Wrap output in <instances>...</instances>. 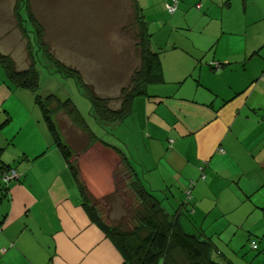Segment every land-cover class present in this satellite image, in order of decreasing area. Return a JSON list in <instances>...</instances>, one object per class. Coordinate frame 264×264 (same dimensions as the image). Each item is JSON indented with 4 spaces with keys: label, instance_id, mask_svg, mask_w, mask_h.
Returning a JSON list of instances; mask_svg holds the SVG:
<instances>
[{
    "label": "crops",
    "instance_id": "crops-1",
    "mask_svg": "<svg viewBox=\"0 0 264 264\" xmlns=\"http://www.w3.org/2000/svg\"><path fill=\"white\" fill-rule=\"evenodd\" d=\"M176 1L171 15L172 0H139L148 26L188 32L181 18L194 6L191 21L208 28L191 31L186 42L178 34L174 42H151L155 51L165 49L163 81L147 87L151 97L133 100L123 124L111 125L127 130L126 151L100 139L91 149L98 147L105 165L129 164L128 174L112 180L116 195L131 202L132 192L150 191L161 216L176 215L191 229L186 218L234 264H264V0ZM150 2L157 6L147 12ZM41 134L27 147L0 144V264H131L90 217L46 124ZM88 151L75 158L80 179L103 202L106 193L90 187L84 172ZM11 171L17 178L2 189L1 177ZM160 195L177 200L175 213L173 203L163 208ZM136 213L133 228L147 211ZM98 216L105 222L99 209Z\"/></svg>",
    "mask_w": 264,
    "mask_h": 264
},
{
    "label": "rangeland",
    "instance_id": "rangeland-1",
    "mask_svg": "<svg viewBox=\"0 0 264 264\" xmlns=\"http://www.w3.org/2000/svg\"><path fill=\"white\" fill-rule=\"evenodd\" d=\"M18 2L19 0H0V53L12 58L18 70H26L30 67V61L27 58L28 47L32 46L34 66L40 77V89L38 94H33L27 89H16L6 79V71L0 61V95L7 98L6 102H0V126L3 127L0 129V144L13 150V143L16 148H20L25 145L26 147L30 146L42 139L41 128H44L45 124L42 119L41 107L35 100V97L39 95L42 100L48 96H56L61 101L71 99L98 139L126 151L127 130L123 131L119 128L113 130L103 121L99 120V123L93 118L90 114L91 103L86 97V89L79 88L73 77L64 74L56 61L61 62L62 65L65 64L67 68L79 70L83 80L94 87L98 96L110 98L109 106L113 108L118 106L122 101V88L132 89L134 86L131 83L132 72L141 65L133 2L131 0H27L24 14L27 16L26 12H29L32 15V20L39 23L44 31V48H47V51L38 52H36L37 47L32 34L34 23L32 24L31 21V26L26 22L23 23L24 27L28 25L29 33H26L22 30L19 19L15 17L16 3ZM155 5L157 6V3H151L147 12H152ZM192 10L193 12H191ZM195 11V7L192 6L181 18L182 23L185 22L186 25L183 29L191 28L188 32L178 31L176 33L161 28L157 22L151 23L149 27V32L152 34L151 42L155 40L159 43L162 38L168 41L169 37V41L174 42L177 34L178 41L186 42L191 40L189 38L191 31H205L208 28L206 21L197 24L191 21ZM48 55L54 56L56 61L48 59ZM164 64H166L165 61ZM212 67L220 68L219 64H214ZM5 111L11 115L9 123L4 122V118L7 116ZM55 117L63 142L65 141L73 149L77 154L76 158H80V153L85 146L86 151L89 150L84 167V172L90 180L89 185L98 192L106 193L107 196L103 199L106 198L108 205L113 207L111 208L112 213H110L107 206L98 201V199L100 200L99 196H97L98 199L94 198L93 203L96 201L95 205L100 210L105 223L109 225L121 223L122 231L132 229L137 222L136 212H141L143 203L133 192L131 202L125 200L123 195H116L117 187L112 182L114 177L116 179L117 176L121 177L123 171L128 174L127 168L125 166L120 168V164L115 162H107L105 165L99 159L105 156L100 153L97 146L91 149L92 142L90 143L87 139L83 129L75 126L68 116L57 113ZM78 139L80 140L78 141ZM76 162L77 159H75L74 167H77ZM110 163L115 164L114 168L116 166L120 169L110 170L108 168L111 166ZM104 173H108V177L102 175ZM8 183L1 177L2 189L4 186L7 187ZM129 194L131 195V193ZM166 197L165 195L159 196L163 208L167 210L170 203H173L176 205L172 211L174 212L178 209L177 200L169 196V201ZM178 199L180 198L178 197ZM127 220H130L129 224L126 223ZM186 222L192 231L199 235L200 231L196 230L194 225L184 218V223ZM191 229L187 228L185 231L189 233ZM173 254V264L185 262L184 260L180 262L184 257L181 253L178 254V250Z\"/></svg>",
    "mask_w": 264,
    "mask_h": 264
},
{
    "label": "trees",
    "instance_id": "trees-1",
    "mask_svg": "<svg viewBox=\"0 0 264 264\" xmlns=\"http://www.w3.org/2000/svg\"><path fill=\"white\" fill-rule=\"evenodd\" d=\"M131 1L133 2L138 29L137 39L139 42L138 51L141 65L139 68L135 69L131 75V83L135 87L133 86L132 89L122 88V101L117 108L109 106L111 103L110 98H101L98 96L94 87L83 80L79 70L71 67L67 68L65 64L62 65L61 62L56 61L54 56H47L48 59L57 62L58 66L64 71V74L73 77L79 88L83 87L86 89V97L91 103V116L98 120V122L101 120L110 127L114 125V123H121L127 119L132 113L131 106L135 98L142 96L151 97L147 91V87L150 84L163 81L161 58L165 53V49L157 51L153 49L151 44L152 34L149 32V24L144 14L145 11L141 7L139 0ZM26 3L27 0H19V2L16 3L15 17L19 19L21 22L20 26L26 33H29L28 25L31 26V21L32 24L34 23L35 27L32 30V34L34 43L37 47L36 52L42 50L47 51V48H44V31L42 26L36 23L35 20H32V15L29 12H26L27 16L24 14ZM27 17L28 20H26ZM25 22L28 23V25L24 27L23 23ZM27 58L30 61V67L26 70H18L12 58L0 53V61L6 71V79H8L16 89H27L33 94H38L40 89V77L39 72L34 66L35 59L32 46L28 47ZM55 72L58 73V71ZM59 72L61 73L60 70ZM36 97V103L41 107L43 119L50 131L51 137L63 158L66 160L75 179L83 200V205L88 209L90 217L97 220L106 235L116 243L128 263L173 264V253L178 250V254L181 253L184 257L180 260V262L182 260L185 261L182 262V264H234L232 261L225 258L222 252H219V247L215 245L210 238H207L204 232L200 231L199 235L187 233L182 227L180 220L175 218L176 215H170L168 213L169 215L166 214L161 216L160 202L155 199V196L150 193V191H145L143 188L138 189L137 187L138 191L135 192L138 199L143 203L141 204L142 208H145L147 211L146 214H142L139 217L140 222L138 227L130 229L129 231H122L123 226H121V223L118 225H109L99 220L98 209L95 205L96 201L93 203L94 197L89 193L88 186L81 181L78 166L74 167L77 154L74 153L73 149L65 141L63 142L62 136L58 132L55 115L61 113L63 116H68L75 126L83 129L90 143H95L99 141V139L71 99L61 101L57 99L56 96H48L45 100H42L41 96L37 95ZM4 122H10L9 115H7ZM112 129L114 130V128ZM79 140L80 139H78V141ZM104 144L107 146L109 145L105 142ZM1 153L2 150L0 149V156ZM123 158L125 161H128L126 156ZM126 166L129 170V164L126 163ZM103 203L108 207V200L106 198L103 199ZM257 250L258 248L254 251Z\"/></svg>",
    "mask_w": 264,
    "mask_h": 264
},
{
    "label": "built area",
    "instance_id": "built-area-1",
    "mask_svg": "<svg viewBox=\"0 0 264 264\" xmlns=\"http://www.w3.org/2000/svg\"><path fill=\"white\" fill-rule=\"evenodd\" d=\"M198 8H199V6H198ZM176 10H177V1L172 0V3L168 6V13L173 14ZM2 177L4 178L5 182H9V181L17 178V174H16V172L11 171L10 173L3 174ZM251 247L254 250L258 248L256 241L251 242Z\"/></svg>",
    "mask_w": 264,
    "mask_h": 264
},
{
    "label": "clouds",
    "instance_id": "clouds-1",
    "mask_svg": "<svg viewBox=\"0 0 264 264\" xmlns=\"http://www.w3.org/2000/svg\"><path fill=\"white\" fill-rule=\"evenodd\" d=\"M177 9H178V3H177ZM176 11H177V10H176ZM176 11H175V12H176ZM175 12H174V13H175ZM174 13H173V14H174ZM169 14H170V13H169ZM171 15H172V14H171ZM4 174H5V173H4Z\"/></svg>",
    "mask_w": 264,
    "mask_h": 264
}]
</instances>
